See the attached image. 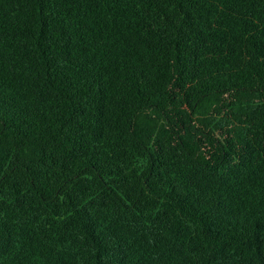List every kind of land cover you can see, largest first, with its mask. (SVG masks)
I'll return each instance as SVG.
<instances>
[{"label": "trees", "instance_id": "1", "mask_svg": "<svg viewBox=\"0 0 264 264\" xmlns=\"http://www.w3.org/2000/svg\"><path fill=\"white\" fill-rule=\"evenodd\" d=\"M0 264H264V0H0Z\"/></svg>", "mask_w": 264, "mask_h": 264}]
</instances>
